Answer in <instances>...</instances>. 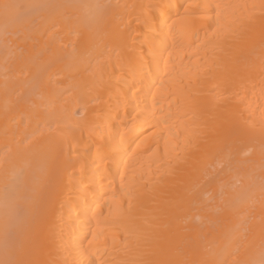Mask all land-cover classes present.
<instances>
[{
	"label": "bare ground",
	"instance_id": "obj_1",
	"mask_svg": "<svg viewBox=\"0 0 264 264\" xmlns=\"http://www.w3.org/2000/svg\"><path fill=\"white\" fill-rule=\"evenodd\" d=\"M0 264H264V0H0Z\"/></svg>",
	"mask_w": 264,
	"mask_h": 264
}]
</instances>
